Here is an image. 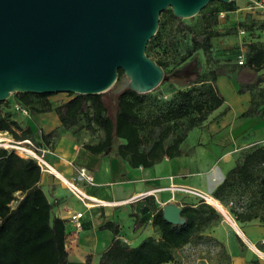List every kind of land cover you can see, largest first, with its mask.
Returning a JSON list of instances; mask_svg holds the SVG:
<instances>
[{
	"label": "trees",
	"instance_id": "1",
	"mask_svg": "<svg viewBox=\"0 0 264 264\" xmlns=\"http://www.w3.org/2000/svg\"><path fill=\"white\" fill-rule=\"evenodd\" d=\"M235 10L231 0L221 8L214 7L204 20ZM160 17L164 23L175 25L178 32L190 35V47L180 58L181 63L171 68L163 61L170 48L162 43L161 33H156L149 42L157 40L154 48L160 60L151 59L163 69L164 76H169L167 82L178 88L175 98L164 109L155 107L148 93L137 94L128 89L114 96L112 108L105 103L104 93L67 94L69 98L65 102L45 108L30 105L29 98L44 100L52 94L14 93V97L31 115L53 112L63 130L100 133L96 142L83 144V149L91 155L122 159L131 168H151L164 159L180 157L181 145L189 131L205 122L224 104L216 84L220 76L235 79L238 93L249 94V105L240 118L261 114L264 109V87L261 86L264 84V39L248 41L244 46L243 63L238 65L236 61L227 67L211 56L214 40L223 33L211 28L195 33L182 19L174 17L170 9L164 10ZM246 19L236 24L238 31L264 34V18ZM199 52L205 62H211L213 66L206 73L198 68L189 76L177 74L182 65ZM117 73L120 77L123 72L118 70ZM4 104L6 102H0V106ZM179 125L181 128L177 131ZM0 131L15 141L31 140L35 135L29 126L22 127L15 121L10 111L1 109ZM54 134L51 131L42 138L47 142ZM41 175L34 160L23 159L11 150L0 148V264H67L64 222L51 218L52 206L39 185ZM246 195L250 200L239 206L241 211L229 209L234 221L258 220L264 226V145L247 151L210 194L221 205L239 203V198ZM144 200L146 205L140 209V215L130 214L134 218L133 231L150 219L157 238L145 237L137 246L131 247L118 238L117 225L104 223L101 228L110 230L113 238L100 254L97 264H180L175 259V251L191 245L196 239L214 242L220 247V256L230 260L224 246L204 234L208 227L222 220L221 214L211 205L202 199L183 203L181 216L185 223L175 226L163 219L162 208L156 207L152 196ZM236 239L243 245L237 236ZM246 264L261 263L252 258Z\"/></svg>",
	"mask_w": 264,
	"mask_h": 264
},
{
	"label": "water",
	"instance_id": "2",
	"mask_svg": "<svg viewBox=\"0 0 264 264\" xmlns=\"http://www.w3.org/2000/svg\"><path fill=\"white\" fill-rule=\"evenodd\" d=\"M230 1L0 0V102L14 93H150L164 80L145 54L160 14L170 9L189 19L210 2ZM162 215L171 225L185 223L176 203Z\"/></svg>",
	"mask_w": 264,
	"mask_h": 264
},
{
	"label": "rangeland",
	"instance_id": "3",
	"mask_svg": "<svg viewBox=\"0 0 264 264\" xmlns=\"http://www.w3.org/2000/svg\"><path fill=\"white\" fill-rule=\"evenodd\" d=\"M222 5V3H211L194 17L183 19V22L191 26L195 33H199L205 28L215 29L223 33V36L214 40L215 45L211 56L213 59L219 61L220 64L228 67L236 64L238 55L244 52V46L248 41L256 38L262 40L264 39V34L256 32L244 34L238 31L235 27L238 23L237 20L225 12H221L222 15L219 13L217 16H211L208 21L204 20V16L214 7L221 8ZM246 21L248 20L246 19ZM156 33H161L162 43L170 48L169 53L164 57L163 61L169 63V68L179 65L181 63L180 58L190 47V35L188 33L178 32L175 29V25L164 23V19L161 17H159ZM228 33L230 35H240V42L234 43L232 39H228ZM149 42L146 46V54L154 60H160L154 48L157 40L151 44ZM196 55L183 64L177 74L189 76L198 68L202 73H206L213 66V63L210 62L207 64L205 62L202 52ZM168 78L169 76H164L162 83L155 90L148 93V97L153 101L155 107L164 109L175 98V93L178 88L169 84L167 82ZM216 84L220 95L224 99L223 106L214 111L201 125L189 131L185 141L181 145L180 157L170 162L171 169L174 172H181L177 173L178 183L197 189L202 194L209 195L223 180L225 174L242 159V156L247 151L264 145V117L259 114L257 117L240 118V115L249 105L248 93L239 94L238 83L233 78L224 79L223 76H220ZM261 86L264 87V84ZM68 98L67 94L59 93L52 94L44 100L36 98H29V100L30 105L45 108L47 106L55 107L68 100ZM103 99L107 106L112 108L114 95L111 90L104 93ZM4 102L6 104L1 105L0 109L10 111L12 118L15 121H19L22 127L26 126V121H39L37 118H33L37 115H31L28 108L22 106L13 94ZM15 105L19 109H16ZM51 117L58 122L54 113H52ZM182 123H185V120ZM180 128L181 126L179 125L176 130L179 131ZM53 131L55 132L54 136L46 142L42 138L46 133L42 128H38L30 141L39 149L51 150L57 139L63 135H69V130H63L60 126ZM69 132L73 138H77V141L82 144L94 143L101 137L100 133L90 134L85 131L75 132L74 130ZM7 137L13 139L10 135H7ZM64 138L67 139L68 137L65 136ZM61 145L65 146L66 142L62 141L60 143ZM44 192L48 195L46 189H44ZM197 199L199 198L191 195H185L183 197L177 195L175 197V203L182 205L186 202H194ZM249 200V195H246L239 198V203L225 202L221 205L219 202L224 210V213L220 211L222 220L204 231L206 237L214 238L224 246L230 260H226L220 256V247L214 242L197 239L191 245L179 250V252H175V259L180 264H246L252 258H257L261 264H264L263 224L258 220L237 223L229 212L230 208H233L235 211H241L239 206L244 205ZM113 209L115 220L120 224V235L128 239L136 238L132 247L137 246L143 237L139 238V235L136 237L132 236L136 231H133V227L127 221L125 206L122 205ZM233 224L238 227L242 234L241 236L236 232ZM231 231H235L243 245L238 242L236 235L231 237ZM75 264L81 263L77 262Z\"/></svg>",
	"mask_w": 264,
	"mask_h": 264
},
{
	"label": "crops",
	"instance_id": "4",
	"mask_svg": "<svg viewBox=\"0 0 264 264\" xmlns=\"http://www.w3.org/2000/svg\"><path fill=\"white\" fill-rule=\"evenodd\" d=\"M235 11L229 12L237 22L246 18L262 20L250 6L249 0H234ZM234 43L240 42V35H230L227 37ZM224 79H228L223 76ZM218 80V79H217ZM249 97V95L247 94ZM249 102V99H248ZM53 112L39 114L33 118L39 121H26L32 131L42 128L45 133L51 132L60 126L59 121H55ZM45 115V116H43ZM19 123V121H17ZM69 135H63L57 139L51 150L44 155L46 162L55 173L51 171L42 172L40 187L48 192L45 194L52 206L51 218L63 220L66 238L72 239V243L65 248L67 251V264H97L100 254L110 245L113 235L110 230L102 229L104 223L111 222L118 226V238L132 247L135 239L124 238L120 235V224L116 222L114 209L125 206V216L133 227L134 218L130 214L138 213L145 205V198L152 196L157 208H163L168 203H175V197L186 194L182 191L170 189L171 186L190 188L177 182V173L171 169V160L164 159L151 168H131L124 160L119 158L107 159L100 155H91L82 147V143ZM68 138L65 139L64 137ZM66 142L65 146L60 143ZM64 144V143H63ZM177 159V158H175ZM168 166V167H164ZM84 167L92 175L94 185L90 186L77 177L76 170ZM64 181L77 185L86 195L96 199L113 203L107 207L85 208L80 201L67 189ZM197 190V189H195ZM199 191V190H198ZM211 192V191H210ZM181 207V205H179ZM80 212L81 229L77 230L70 222L72 214ZM140 215V214H139ZM231 237L238 236L235 231L230 232ZM155 237L157 233L151 225L150 219L144 222L132 236ZM177 249L175 252L185 248ZM175 255V254H174ZM89 258H88V257Z\"/></svg>",
	"mask_w": 264,
	"mask_h": 264
},
{
	"label": "built area",
	"instance_id": "5",
	"mask_svg": "<svg viewBox=\"0 0 264 264\" xmlns=\"http://www.w3.org/2000/svg\"><path fill=\"white\" fill-rule=\"evenodd\" d=\"M251 8L258 13L261 17L264 18V0H249ZM222 15V13H220ZM244 61L243 53L238 55L237 64L241 65ZM16 109H19L17 105H15ZM21 110V109H20ZM25 112V111H24ZM7 133L0 131V148L11 150L16 155L23 159H31L36 162V164L39 166L41 172H47L51 171L52 173H55L51 166L46 162L44 155L48 153L49 151L47 149H39L30 140H23V141H15L13 139H10L7 137ZM40 152V153H39ZM77 177L84 181L87 185L93 186L94 181L92 175L87 171L84 167H79L76 170ZM67 189L82 203V205L85 208H92V207H107L112 206L113 203L105 202L99 199H96L94 197H90L86 195L81 189L77 187L76 184L68 181H64ZM170 189L182 191L186 194H189L191 196H195L199 199H202L205 201L203 194L201 191L185 188V187H177V186H171ZM206 202V201H205ZM83 217V214L80 212L74 213L70 217V222L73 225V227L77 230L81 229V219ZM72 239H65V247L68 244L72 243ZM68 243V244H67ZM264 257V256H263Z\"/></svg>",
	"mask_w": 264,
	"mask_h": 264
},
{
	"label": "bare ground",
	"instance_id": "6",
	"mask_svg": "<svg viewBox=\"0 0 264 264\" xmlns=\"http://www.w3.org/2000/svg\"><path fill=\"white\" fill-rule=\"evenodd\" d=\"M203 197L205 199V201L211 205L214 209H216L219 213H224V210H223V207L220 205L219 201L215 200L214 198H212L209 194H203ZM221 211V212H220ZM236 232L241 236V232L240 230L238 229V227L233 224Z\"/></svg>",
	"mask_w": 264,
	"mask_h": 264
}]
</instances>
